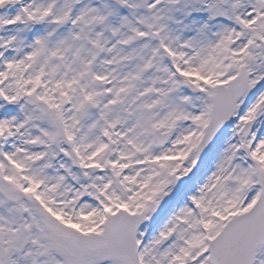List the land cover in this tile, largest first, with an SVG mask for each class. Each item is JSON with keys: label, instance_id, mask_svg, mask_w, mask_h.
<instances>
[{"label": "snow or ice", "instance_id": "1", "mask_svg": "<svg viewBox=\"0 0 264 264\" xmlns=\"http://www.w3.org/2000/svg\"><path fill=\"white\" fill-rule=\"evenodd\" d=\"M0 264H264V0H0Z\"/></svg>", "mask_w": 264, "mask_h": 264}]
</instances>
